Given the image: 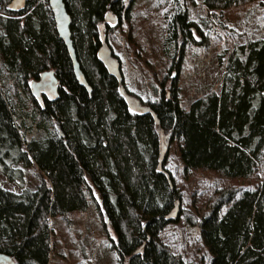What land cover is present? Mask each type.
Masks as SVG:
<instances>
[{
	"label": "trees",
	"instance_id": "obj_1",
	"mask_svg": "<svg viewBox=\"0 0 264 264\" xmlns=\"http://www.w3.org/2000/svg\"><path fill=\"white\" fill-rule=\"evenodd\" d=\"M107 1L63 0L90 92L74 78L47 0H30L20 13L0 1V175L20 189L0 188V253L14 264H48V219L86 211L92 185L116 237L117 264H187L158 237L181 199L172 176L159 171L162 133L176 142L186 178L210 174L220 185L200 218L191 212L185 217L198 230L202 250L191 264H264V38L221 55L226 61L220 91L185 110L174 79L171 99L148 107L159 121L155 126L151 115L127 108L118 81L100 61L98 24ZM198 1L215 17L252 2L264 5ZM170 27L175 39L178 32L189 36L193 24L183 11ZM49 70L59 82V97L44 99L41 108L28 82ZM33 166L40 184L25 188L24 172ZM257 176L263 177L260 183ZM251 180L255 186L246 187Z\"/></svg>",
	"mask_w": 264,
	"mask_h": 264
},
{
	"label": "rangeland",
	"instance_id": "obj_2",
	"mask_svg": "<svg viewBox=\"0 0 264 264\" xmlns=\"http://www.w3.org/2000/svg\"><path fill=\"white\" fill-rule=\"evenodd\" d=\"M9 3L7 0V6ZM123 5L128 18L124 14L121 24L109 30L107 43L112 57L119 62L124 87L147 108L154 101L171 99L174 79L176 98L184 110L195 99L212 91L219 92L226 61L221 55H228L235 46L248 40L264 38V5L259 2L216 12V17L198 0L192 3L189 0L176 3L174 0H124ZM183 11L187 22L193 24L190 35L178 32L172 39V20ZM204 21L208 22V28H204ZM33 81L36 80H29L28 85ZM54 130L60 136L56 125ZM163 143L167 154L162 169L172 176L180 193L182 214L179 212L174 222H168L158 237L174 255L191 264L199 260L202 250L198 230L185 217L191 212L200 218L204 214L200 209L207 206L209 196L220 185L210 174L194 172L186 178L176 142L166 138ZM24 173L25 188L35 189L41 176L36 166ZM262 178L257 176L259 183ZM256 183L251 180L246 187H254ZM0 188L20 193V189L7 183L1 175ZM90 190L86 211L48 219V264H117L118 255L112 248L116 237L106 223L98 192L92 185Z\"/></svg>",
	"mask_w": 264,
	"mask_h": 264
},
{
	"label": "water",
	"instance_id": "obj_3",
	"mask_svg": "<svg viewBox=\"0 0 264 264\" xmlns=\"http://www.w3.org/2000/svg\"><path fill=\"white\" fill-rule=\"evenodd\" d=\"M27 1L29 0H12L9 5V9L14 12L22 11L26 6ZM47 4L52 15L56 34L59 40L64 44L71 61L74 78L80 87H83L87 92H90V86L88 85L85 76L80 68V64L77 60L76 52L73 47L70 31V16L67 13L65 4L63 0H47ZM100 29L102 32L101 27ZM100 42V61L107 69L109 75L114 77L118 81L119 92L124 98L127 108L135 114L151 115L155 126H158L159 121L154 111L150 108L143 107L137 99L132 98L125 93L122 86V78L120 75V65L118 63V60L112 57V53L107 47L105 38L103 36H101ZM28 89L31 97L38 102L41 108L43 107V97L48 102H54L59 97V82L54 74V71L52 70L42 72L39 75L38 80L33 81L29 84ZM160 136L161 139H163L164 136L162 133H160ZM166 154L167 146L165 143H161V151L158 161L160 172H163L162 166L165 161ZM179 205L180 203L178 202L177 205L172 209V211L167 216H165V222H170L177 219L179 214ZM0 264H14V261L10 256L0 253Z\"/></svg>",
	"mask_w": 264,
	"mask_h": 264
},
{
	"label": "flooded vegetation",
	"instance_id": "obj_4",
	"mask_svg": "<svg viewBox=\"0 0 264 264\" xmlns=\"http://www.w3.org/2000/svg\"><path fill=\"white\" fill-rule=\"evenodd\" d=\"M11 1L12 0H10V3H11ZM29 2H30V0L27 1L26 6H27V4ZM10 3L8 4V8H9ZM123 4H124V0H108L107 1L106 5H105L104 17H103L102 21L98 24V33H99L98 40H99L100 46H101V42H100L101 36H103L105 38L107 47L110 49V47H109V45L107 43V33L109 32V30L114 29V28L118 27L121 24V22H122V20L124 18V14L126 12V9H125ZM26 6H25V8L22 11H24L26 9ZM10 11L13 12V13L22 12V11L14 12L12 10H10ZM100 27L102 28V32H101ZM110 51H111V49H110ZM44 99L45 98L43 97V100ZM166 138L167 137L164 136L162 141H166Z\"/></svg>",
	"mask_w": 264,
	"mask_h": 264
}]
</instances>
